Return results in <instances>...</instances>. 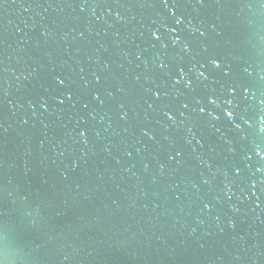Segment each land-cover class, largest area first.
Instances as JSON below:
<instances>
[{"label":"water","instance_id":"1","mask_svg":"<svg viewBox=\"0 0 264 264\" xmlns=\"http://www.w3.org/2000/svg\"><path fill=\"white\" fill-rule=\"evenodd\" d=\"M0 264H264V0H0Z\"/></svg>","mask_w":264,"mask_h":264}]
</instances>
